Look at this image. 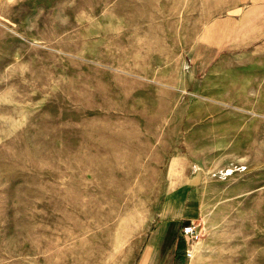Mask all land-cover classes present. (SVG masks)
Masks as SVG:
<instances>
[{
  "label": "rangeland",
  "instance_id": "rangeland-1",
  "mask_svg": "<svg viewBox=\"0 0 264 264\" xmlns=\"http://www.w3.org/2000/svg\"><path fill=\"white\" fill-rule=\"evenodd\" d=\"M252 4L0 0V264H264Z\"/></svg>",
  "mask_w": 264,
  "mask_h": 264
},
{
  "label": "crops",
  "instance_id": "crops-1",
  "mask_svg": "<svg viewBox=\"0 0 264 264\" xmlns=\"http://www.w3.org/2000/svg\"><path fill=\"white\" fill-rule=\"evenodd\" d=\"M252 1H253L252 8H251V11L253 13L252 14V21H253V24H254V22L258 23V34H260V33H263L262 31H264V0H252ZM243 20H244V18H241L240 16H238L234 19L228 17L227 18V25H229L231 23V28H233L235 25V22H236V24H239V22H240L242 27H243L244 26ZM210 38H211V35L209 33V30H208L206 36L204 35L203 39H201L202 43L200 44V47L201 46H212V45L214 47L219 46L218 44H216L214 42H208V41H210ZM228 38H229L228 36H224V37L222 36L220 41H224L225 39H228ZM181 205L185 206L187 208V210L184 209V210H180L176 213H172V216L162 220V221H165V223L162 224L163 229H164V227L165 228L166 227L167 228L173 227V223L178 224L177 228H179V225L187 224L185 222L189 223V222L195 220L194 218H196V215H197V212L194 209L196 207L195 197L189 195L187 200H182ZM190 207L193 208V210L190 211L189 210ZM160 230L161 229H159V231ZM165 232L162 231V233L167 234L166 237L168 239V242H170V245L172 246L173 245L172 242H174L175 239L177 238L176 232L175 231L173 233L171 232L172 234H170V232H168V231H165ZM158 238L163 239V238H165V236L163 234L159 233ZM152 250H154V248Z\"/></svg>",
  "mask_w": 264,
  "mask_h": 264
},
{
  "label": "built area",
  "instance_id": "built-area-1",
  "mask_svg": "<svg viewBox=\"0 0 264 264\" xmlns=\"http://www.w3.org/2000/svg\"><path fill=\"white\" fill-rule=\"evenodd\" d=\"M182 232L184 235L189 236L190 238L193 239L195 234H196V229L193 227L192 224H189V225L183 227ZM187 256L190 258L191 254L187 253Z\"/></svg>",
  "mask_w": 264,
  "mask_h": 264
}]
</instances>
